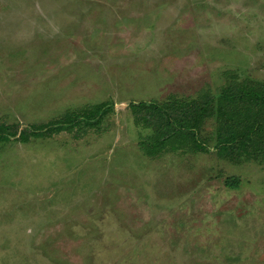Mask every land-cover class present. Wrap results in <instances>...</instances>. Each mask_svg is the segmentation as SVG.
Listing matches in <instances>:
<instances>
[{"label":"rangeland","instance_id":"1","mask_svg":"<svg viewBox=\"0 0 264 264\" xmlns=\"http://www.w3.org/2000/svg\"><path fill=\"white\" fill-rule=\"evenodd\" d=\"M230 76L264 80V0H0V122L113 106L0 143V264H264V161L149 156L129 108Z\"/></svg>","mask_w":264,"mask_h":264},{"label":"trees","instance_id":"2","mask_svg":"<svg viewBox=\"0 0 264 264\" xmlns=\"http://www.w3.org/2000/svg\"><path fill=\"white\" fill-rule=\"evenodd\" d=\"M129 108L134 122L152 131L140 142L149 156L180 150L208 152L213 138L221 158L233 163L264 161V80L231 77L217 94L207 89L194 98L172 96L163 101L131 102ZM111 109L110 103H99L25 129L0 122V143L12 138L27 142L31 137L64 131L83 135L98 129ZM210 119L215 121L213 137L204 134ZM226 184L238 187L239 180L228 178Z\"/></svg>","mask_w":264,"mask_h":264}]
</instances>
